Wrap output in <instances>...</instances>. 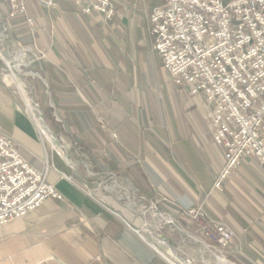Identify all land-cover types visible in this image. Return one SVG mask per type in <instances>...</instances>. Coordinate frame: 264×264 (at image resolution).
<instances>
[{
  "label": "crops",
  "instance_id": "1",
  "mask_svg": "<svg viewBox=\"0 0 264 264\" xmlns=\"http://www.w3.org/2000/svg\"><path fill=\"white\" fill-rule=\"evenodd\" d=\"M163 2L117 0L115 16L103 23L72 1L55 0L45 9L31 0L32 27L21 14L7 19L12 41L44 53L32 70L45 84L29 81L28 88L33 96L51 88L65 134H56L57 124L49 127L45 118L48 130L65 146L75 141L82 158L72 168L0 83V129L31 168L47 164V182L63 197L0 227V264H171L143 238L144 223L132 228L124 210L108 208L94 194L95 180L107 177L114 188H135L145 200L158 192L169 215L202 204L210 219L232 230L230 254L237 262L264 264V171L249 159L221 191L214 189L223 156L206 127L204 102L154 70L162 65L147 15ZM7 9L0 0V15Z\"/></svg>",
  "mask_w": 264,
  "mask_h": 264
},
{
  "label": "built area",
  "instance_id": "2",
  "mask_svg": "<svg viewBox=\"0 0 264 264\" xmlns=\"http://www.w3.org/2000/svg\"><path fill=\"white\" fill-rule=\"evenodd\" d=\"M5 1L0 49L7 19L25 15L31 0ZM39 1L46 8L55 3ZM70 1L84 15L100 16L103 23L115 16L116 0ZM150 11L149 31L162 68L180 93L187 88L191 98L204 102L206 127L222 151L223 166L214 189L221 191L235 169L249 159L264 171V0H164ZM27 24L32 27L33 20L27 19ZM14 44L17 58L24 59L18 60L20 67L45 59L35 46ZM8 45L7 49L12 47ZM30 54L34 58L28 63ZM33 107L26 104L25 113L35 123ZM111 137L116 139V134ZM47 171V165L42 171L31 168L14 139L0 131V227L36 212L47 199H63L47 182ZM158 200L166 202L159 194ZM178 214L211 248L231 249L232 230L210 219L202 204Z\"/></svg>",
  "mask_w": 264,
  "mask_h": 264
},
{
  "label": "rangeland",
  "instance_id": "3",
  "mask_svg": "<svg viewBox=\"0 0 264 264\" xmlns=\"http://www.w3.org/2000/svg\"><path fill=\"white\" fill-rule=\"evenodd\" d=\"M116 2L117 0L115 1V5ZM39 4L45 9L48 8V7L46 8L40 1ZM149 14L150 13H148L147 15V21ZM23 16L25 18L26 23H27V19H31L33 20V24H34L35 20L27 15V11L25 15H22V18ZM1 27L2 24L0 22V29ZM4 35L5 36L2 40L4 47L0 49V83L4 88L8 89L14 100V103H16V107L18 109H21L23 115L26 118H28V116L25 113L26 104H28L29 107H33V104L35 103L38 104L37 107L38 109L36 107L32 108V112L36 114L35 115L36 124L32 122L31 119L28 118V120H30L34 128L37 130V132H39L41 137L47 140L50 143V145L60 146L58 153L73 168L74 166L77 165V162L81 161L82 157L80 154L82 152V148H80L77 145V143H75V141H71L68 145L65 146L62 137L60 136L56 137L53 134V132H50L48 130L45 124V118H46V122L49 127H53L54 123L57 124L56 134H65V131L62 125L60 124L61 121L59 117H57V115L55 114L56 109L54 103L52 102L51 88L36 89L37 91H40L42 94L39 95L38 92L35 94V96L31 94V90H29L28 88L29 81L34 82V80L35 81L37 80L40 83L42 82V85L45 84L44 81L40 79L39 75L35 73L36 71L32 70L34 63H36L39 60H35L31 64L25 65L24 68L19 66L18 68L19 72L18 75L16 74V79L11 77L12 75L10 74L11 70L9 64L15 61H16L15 63L18 62V59H16L17 55L15 54L17 53V49L15 48V44H14L15 41H12L9 38L8 31ZM5 45L8 46L12 45V47H9V49H7ZM33 46L36 47L35 44H33ZM33 46H29V47H33ZM33 58H34L33 54H30L27 58L28 63L32 61ZM154 70L156 72L157 78L159 77V79L164 82V75L166 73L165 70L159 65H156ZM6 76H8V80L5 81ZM16 85L22 88V90L18 91ZM183 89L184 91L188 92L187 88H183ZM19 96L22 98V100L21 98L19 99ZM44 103L47 104V108L45 110H43L42 107ZM100 125L103 126L104 124L100 122ZM0 131L2 133H5L1 129ZM62 145L64 149H61ZM66 152H72L73 154L72 158L67 157L65 154ZM113 181L114 179L112 178L109 179V177L102 179V181L96 179L95 180L96 184L94 185L93 188L94 194H96L98 196L97 198L100 199L101 202L108 208L111 209L114 206L119 213H120V209L124 210L125 215L128 218L126 220L130 222V226L132 228L133 225L136 224V222L138 221H140L141 225L142 223H144V226H146L147 231L143 233L147 238L150 239L153 238L152 239L153 243L151 244L145 238L144 239L146 240V242H148V244L151 247L155 249L157 253H160L162 256H164L167 259L166 262L169 261L167 258L168 257L167 252H168V253H172V255H174L175 258L178 260V262L181 263L217 264V257H221L223 259H226V261L230 262L231 264H242L237 262L236 258L234 257V254L232 255L230 254V250L223 251L219 249L218 245L215 246V249L211 248L209 246V242H207L203 237L199 238V235L195 230H193L190 223L187 220L185 221L184 219H182L181 216H179V214L169 215L166 212H164L159 207V205L161 203H164L165 201L158 200V194H159L158 192H156V195L154 194L155 195L154 198L150 200H145L142 197H140L138 191L135 188L133 190L128 191L129 193H127L125 190H122L120 188H114ZM157 213L160 216H158ZM158 248L163 252V254L160 251L156 250Z\"/></svg>",
  "mask_w": 264,
  "mask_h": 264
},
{
  "label": "bare ground",
  "instance_id": "4",
  "mask_svg": "<svg viewBox=\"0 0 264 264\" xmlns=\"http://www.w3.org/2000/svg\"><path fill=\"white\" fill-rule=\"evenodd\" d=\"M16 59H18L19 61H22V60H24L23 59V56L22 55H20L18 58L16 57ZM16 62V61H15ZM15 62H11L10 64H9V66H10V70H11V77H13L14 79H16V74L18 75V72H19V70H18V68H19V65H18V63H15ZM9 76V75H8ZM8 76H6L5 77V81L6 80H8ZM16 88L18 89V91H20V90H22V88H20L18 85H16ZM158 214V213H157ZM158 216H160L159 214H158ZM142 236H143V238H145L148 242H150L151 244L153 243L152 242V239L153 238H147L145 235H144V233H142ZM157 251H160L162 254H163V252L158 248V249H156ZM166 254V253H165ZM167 254H168V260L169 261H171V263L172 264H191V263H181V262H178V260L175 258V256L174 255H172V253H168L167 252ZM217 264H231L230 262H228V261H226V259H223V258H221V257H217Z\"/></svg>",
  "mask_w": 264,
  "mask_h": 264
}]
</instances>
